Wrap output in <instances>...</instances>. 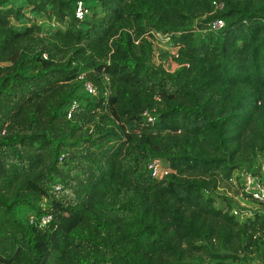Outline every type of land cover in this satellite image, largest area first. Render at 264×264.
<instances>
[{"label":"trees","instance_id":"obj_1","mask_svg":"<svg viewBox=\"0 0 264 264\" xmlns=\"http://www.w3.org/2000/svg\"><path fill=\"white\" fill-rule=\"evenodd\" d=\"M242 169L264 180V0H0V264H264V207L219 193Z\"/></svg>","mask_w":264,"mask_h":264},{"label":"built area","instance_id":"obj_2","mask_svg":"<svg viewBox=\"0 0 264 264\" xmlns=\"http://www.w3.org/2000/svg\"><path fill=\"white\" fill-rule=\"evenodd\" d=\"M214 7L215 11H221L223 9V4L214 2ZM89 14L90 11L85 7L84 3L81 1L77 2L75 18L78 21H83ZM48 24L58 26V23L55 21L48 22ZM223 26V20L215 19L209 23L207 31L215 33L222 29ZM142 38L147 39L151 43L152 51L150 55V63L152 66L161 65L167 72H174L180 67V65L176 62L179 58V47L173 44L171 33L149 31L146 32ZM138 42L139 41H136L135 43L138 44ZM84 77L85 75L81 74L78 79L82 81L84 80ZM84 90L92 96L97 94V88L89 81H84ZM77 106V103L74 102L68 113V118L71 117L72 112L77 108ZM141 117L140 124L143 126L154 125L157 119L154 109L145 110L141 114ZM128 133L129 131H126V134ZM147 168L151 172L152 176L157 179H162L172 173L171 168L166 166L163 161L158 158L150 159ZM239 177L242 182V188L240 189L238 196L234 197L239 206L238 209L234 210V215H240L241 218H245L251 216L258 210L261 211L262 209L260 208L264 207V180H262L260 175H255L245 169L239 171ZM248 197H250L255 204H249L247 202ZM52 219V215L47 212L40 218L39 224L41 227H45L51 223ZM33 222L34 218L31 217L29 219V224H32Z\"/></svg>","mask_w":264,"mask_h":264},{"label":"rangeland","instance_id":"obj_3","mask_svg":"<svg viewBox=\"0 0 264 264\" xmlns=\"http://www.w3.org/2000/svg\"><path fill=\"white\" fill-rule=\"evenodd\" d=\"M164 54V53H162ZM236 181H233L232 183L229 182H222L221 186H220V191L219 193L221 195L227 194L230 197H235L234 196V192H235V188H236ZM256 208V207H255Z\"/></svg>","mask_w":264,"mask_h":264},{"label":"crops","instance_id":"obj_4","mask_svg":"<svg viewBox=\"0 0 264 264\" xmlns=\"http://www.w3.org/2000/svg\"><path fill=\"white\" fill-rule=\"evenodd\" d=\"M32 215H33V214H31V215L29 216V218H31V217L33 218V216H32Z\"/></svg>","mask_w":264,"mask_h":264}]
</instances>
